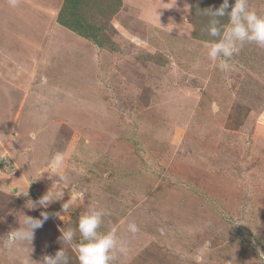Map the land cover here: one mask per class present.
<instances>
[{"label": "rangeland", "instance_id": "obj_1", "mask_svg": "<svg viewBox=\"0 0 264 264\" xmlns=\"http://www.w3.org/2000/svg\"><path fill=\"white\" fill-rule=\"evenodd\" d=\"M65 1L0 0V264H41L69 228L78 246L93 205L128 245L114 264H264V48L221 70L198 0ZM57 153L63 200L28 207L59 179H36ZM41 211L31 243L3 246Z\"/></svg>", "mask_w": 264, "mask_h": 264}, {"label": "clouds", "instance_id": "obj_2", "mask_svg": "<svg viewBox=\"0 0 264 264\" xmlns=\"http://www.w3.org/2000/svg\"><path fill=\"white\" fill-rule=\"evenodd\" d=\"M10 3L15 7L18 0H10ZM173 5H175V0H173ZM204 10L210 17L207 26L208 35L214 38L208 45L207 55L210 60L219 62L218 67L221 70L230 68L229 61L239 54L245 44H255L264 48V16L259 15L256 10L250 7L249 0H234V3L230 0H223L219 7H210ZM224 17H227L228 23L222 25L220 21ZM64 163L63 154L57 153L50 164L52 171H42L38 174L36 179L41 178L42 173L45 172L49 179L53 175L58 176L59 179L53 181L54 189L51 185L48 191L38 200L31 201V206L28 207L46 209L54 201L63 200L66 189L63 185L69 183ZM62 170L64 174H61ZM82 196L83 194L79 192L70 196L62 203V212L69 214L70 210L79 207ZM53 215L60 216L61 213L57 212ZM106 215L108 212L105 208L90 206L78 221V231L82 242L78 246L74 244L76 230L69 228L62 231L59 238L62 246L54 255L44 256L41 264H71L68 248L75 249L79 264H114L119 256H126L128 245L118 236L117 228L113 227L104 233L98 231ZM49 216L47 211H41L39 218L24 215L25 219L19 224V227L10 231L2 241L3 246L13 249L20 243H31L35 231L43 226ZM127 231L135 234L139 231V227L135 222H130L127 224Z\"/></svg>", "mask_w": 264, "mask_h": 264}, {"label": "trees", "instance_id": "obj_3", "mask_svg": "<svg viewBox=\"0 0 264 264\" xmlns=\"http://www.w3.org/2000/svg\"><path fill=\"white\" fill-rule=\"evenodd\" d=\"M222 2H223L222 0H198V2H197L198 7H196V10L198 8L199 11L206 12V10H204V9H207V8H210V7L211 8L219 7ZM75 3H76V0H66L65 1V4H72V6H74V7H75ZM119 3H120V1H119ZM111 9L113 11H116V9H114V8H111ZM70 12H71V15H72V19H74V8ZM70 12H69V14H70ZM67 15H68V13H65L64 14L63 11H60L59 14H58V20H59V22L61 24L65 25V26H68L70 28H74L73 26H75V25H73V24H71V22H69ZM226 22H228L227 17L221 18V24L222 25L224 23H226ZM76 27H79V25L76 26ZM196 29H198V27L195 28V30Z\"/></svg>", "mask_w": 264, "mask_h": 264}, {"label": "built area", "instance_id": "obj_4", "mask_svg": "<svg viewBox=\"0 0 264 264\" xmlns=\"http://www.w3.org/2000/svg\"><path fill=\"white\" fill-rule=\"evenodd\" d=\"M0 157H2V156H0ZM2 160H4V159L0 158V162H1Z\"/></svg>", "mask_w": 264, "mask_h": 264}]
</instances>
